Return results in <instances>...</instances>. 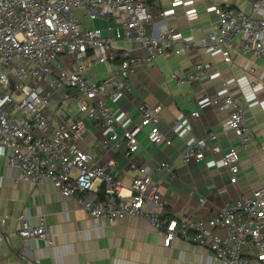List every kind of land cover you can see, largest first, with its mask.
<instances>
[{
    "label": "built area",
    "instance_id": "built-area-1",
    "mask_svg": "<svg viewBox=\"0 0 264 264\" xmlns=\"http://www.w3.org/2000/svg\"><path fill=\"white\" fill-rule=\"evenodd\" d=\"M245 1L249 10L213 6L218 15L215 29L201 39V46L221 53L225 63L232 60L235 37H239L243 52L264 56V16L260 15L264 0ZM76 9L84 10L90 20L116 13L123 27V33L118 31L117 36L137 43L147 56L141 59L130 51L119 53L100 28L84 26ZM152 20L147 6L139 0H0V149L7 154L9 164L19 169V181L39 184L49 180L65 197L78 199L97 224L142 218L162 232L165 246L181 237L194 247L210 249L227 264L264 263V188L236 199L207 224L192 218L164 222L160 181L153 182V175L161 169L172 172L173 167L161 162L151 168L132 161L140 147L138 131L150 127L148 138L153 144L164 139L158 126L162 105H140L139 120L123 128L106 100H118L125 91L132 90L129 78L142 63H151L173 51L184 55L198 46L192 37H184L175 23L157 21L149 31L146 23ZM62 56L71 58V71L61 61ZM90 56L95 63L117 58L121 61L109 77L93 81L86 77ZM209 68L208 64L197 63L194 73L184 76L176 72L172 78L191 83ZM66 89L75 90L80 113L99 121L105 147L126 142L125 156L131 168L139 172L128 196L122 194L121 183L109 171L111 163L97 164L91 153L75 143L86 134V121L76 118L55 125L48 114L53 95ZM205 100L229 112L224 127L234 130L243 146L250 126L240 102L230 94ZM209 139H217V134L212 133ZM205 149L204 140L195 141L183 153V161L203 159ZM222 160L232 172L231 181L236 182L240 170L237 150L223 153ZM96 184L101 191L95 189ZM200 201L206 200L202 197ZM19 220L21 238L52 244L56 232L43 216L37 222L21 213ZM0 221L5 223L4 218ZM217 229L226 230L227 237L215 233Z\"/></svg>",
    "mask_w": 264,
    "mask_h": 264
},
{
    "label": "crops",
    "instance_id": "crops-1",
    "mask_svg": "<svg viewBox=\"0 0 264 264\" xmlns=\"http://www.w3.org/2000/svg\"><path fill=\"white\" fill-rule=\"evenodd\" d=\"M139 1L153 16L146 23L149 31L157 21L175 23L182 28L183 36L192 37L198 46L184 55L173 51L137 66L129 78L132 90L125 91L118 100L108 98L106 103L123 128L139 120L140 105H162L158 126L164 139L153 144L148 138L150 127L138 131L140 147L132 161L151 168L161 162L173 167L172 172L161 169L153 175V182L160 181L164 222L192 218L207 224L236 199L264 188V56L243 52L239 37H235L230 63L224 62L221 53L200 44L215 29L218 15L213 6L233 5L249 10V5L245 0ZM74 12L86 28H100L105 38H111L119 53L130 51L141 59L147 56V51L137 43L117 36L118 31L123 33V27L116 13L90 20L84 10ZM260 15L264 16V11ZM92 60L90 56L86 77L93 81L109 77L121 61ZM61 61L67 70H72L69 56H62ZM197 63L208 64L210 68L193 82L172 78L176 72L184 76L194 73ZM226 94L240 102L250 126L243 146L237 133L224 127L229 112L205 102L206 97ZM48 114L53 116L55 125L76 118L86 121V134L75 143L91 153L97 164L111 163L109 171L121 183L122 194L128 196L139 172L131 168V161L125 156L126 142L105 147V133L99 121L79 112L73 89L55 93ZM212 133L217 134V139H209ZM198 140L205 142L204 158L184 162L183 153ZM232 148L240 157L236 182L231 181L232 172L222 160L223 153ZM18 178L19 169L9 164L7 154L0 149V220L5 219L4 224L0 221V264H227L210 249L194 247L181 237L165 246L162 232L142 218L126 217L115 223L97 224L78 199L65 197L49 180L36 184ZM95 189L101 191L102 187L96 184ZM202 197L206 201H200ZM21 213L37 222L43 216L56 232L52 244L21 238L18 235ZM215 233L228 235L222 229Z\"/></svg>",
    "mask_w": 264,
    "mask_h": 264
},
{
    "label": "rangeland",
    "instance_id": "rangeland-1",
    "mask_svg": "<svg viewBox=\"0 0 264 264\" xmlns=\"http://www.w3.org/2000/svg\"><path fill=\"white\" fill-rule=\"evenodd\" d=\"M61 111H62V108H60L59 112H61Z\"/></svg>",
    "mask_w": 264,
    "mask_h": 264
}]
</instances>
